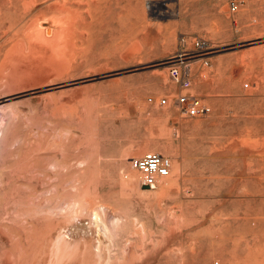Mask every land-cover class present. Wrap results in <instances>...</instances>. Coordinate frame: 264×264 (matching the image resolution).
Masks as SVG:
<instances>
[{
  "label": "rangeland",
  "instance_id": "1",
  "mask_svg": "<svg viewBox=\"0 0 264 264\" xmlns=\"http://www.w3.org/2000/svg\"><path fill=\"white\" fill-rule=\"evenodd\" d=\"M24 1L0 0V264H264V0ZM47 28L64 63L10 78ZM181 36L209 43L202 117L172 101ZM150 151L172 162L153 188Z\"/></svg>",
  "mask_w": 264,
  "mask_h": 264
},
{
  "label": "bare ground",
  "instance_id": "2",
  "mask_svg": "<svg viewBox=\"0 0 264 264\" xmlns=\"http://www.w3.org/2000/svg\"><path fill=\"white\" fill-rule=\"evenodd\" d=\"M30 1H32V3L34 2V0H30ZM64 1H66V0H63V4H59L58 5L60 7L59 10H61L63 12L70 13V14L74 13V11L70 9V7L65 6ZM23 2H25V1L23 0ZM231 2H232V0H230L229 6H230ZM25 3H23V4H25ZM29 3L31 4V2H29ZM55 3H56V1L54 2V5L58 4V3H56V4ZM235 3H236V1H235ZM23 6H25V5H23ZM148 6H149V9L153 10L156 15H170V14L174 15V9L172 8V5L168 4L166 2L153 1V2H149ZM230 8H231V6H230ZM75 19H77V15L76 14L74 16L68 15V17H67L68 24L72 25L71 22L75 21ZM47 29H46V31L45 30L42 31V30L36 29L35 31L32 30V31L28 32L29 44L31 45L30 47H31L32 53L30 55L26 56L22 51H20L21 49L20 50L18 49V51L16 53V58L18 60L17 61L18 63L11 65L12 62H10V61L7 62V65L11 66L10 78L11 77L13 78L14 75L16 76V75L20 74L22 71H25V73H27V77L35 76L38 73V71H35V73L32 74V73H29L26 68H27V66H31V65H35L37 67L38 64H40L42 59H44V58H47L50 61V63H47L50 66L54 65L55 63L56 64H63L64 63L65 57H59V56H62L59 53L60 52V39H59V32L60 31L56 30V32H53L51 29H48V30ZM70 30H72V29H70ZM71 33L72 32H70V35H71ZM197 40H201V41L204 42L205 46L202 49H198L195 46V42ZM177 44H178L177 45L178 47H176L177 49L167 57V61H166V63H167V73H168L169 80L176 87V96H177V94L179 92H183V93L186 92V93L191 94V95H193L195 97H198L197 95H195L191 91V87H192V66L196 62H199L203 66L204 65H208L209 56H208L207 50L209 49V43H208L207 40H205V39H203L201 37H197V38H193L191 40V46L189 47L188 46V40L186 39V37L181 36L179 38ZM57 47H58V50H55L54 48H57ZM43 51H45V52H43ZM181 53L191 54L190 55L191 58L187 60L188 64H189V81H190L189 87L187 89H184L180 85L179 82H177L174 79H172L170 74H169V68H170V65H171L170 58L174 54H181ZM175 97L172 98V101H173L174 105L178 108V106L174 102ZM163 98H165L167 100V103L164 104V105H168L169 102H170L171 97L170 98L163 97ZM198 98H200V97H198ZM200 100L202 102H205L202 98H200ZM205 103H207V102H205ZM159 104H160V101H159ZM160 105H162V104H160ZM164 105H162V106H164ZM183 115L186 116V117H202V115H199V116H188L186 114H183ZM0 129H2V128H0ZM0 137H2V136H0ZM159 154H161V153H159ZM161 155H163V154H161ZM163 156H165V155H163ZM165 157H167L170 160V169H171V163H172L171 159L168 156H165ZM133 158H136V157H133ZM131 165H132V163H131ZM132 167H134V166L132 165ZM134 168H136V167H134ZM170 169H169V172H170ZM159 176H161V175L157 176V178L155 180L156 183H157V179H158ZM163 176H166V175H163ZM141 178H142V173H141ZM30 201H31L32 207H30L29 209H31V208L32 209H35V208L37 209L39 207L41 208V207H44V206H49V204H50V203H48L47 200H43V199L36 198V197L35 198L32 197L30 199ZM29 211H25V212H29Z\"/></svg>",
  "mask_w": 264,
  "mask_h": 264
},
{
  "label": "built area",
  "instance_id": "3",
  "mask_svg": "<svg viewBox=\"0 0 264 264\" xmlns=\"http://www.w3.org/2000/svg\"><path fill=\"white\" fill-rule=\"evenodd\" d=\"M230 6L232 11H235L238 8L235 0H232ZM195 46L198 49H202L205 44L203 41L197 40ZM190 55L191 54L188 53L174 54L170 58L171 65L169 68V74L171 78L179 82L184 89H187L190 84L189 64L187 61L191 58ZM152 100L153 98L150 97L149 101ZM174 102L181 113L188 116H204L211 110L209 104L202 102L200 98L186 92H179L175 97ZM166 103L167 100L165 98L160 100V104L164 105ZM131 163L142 173V183L150 188H153L156 185L155 180L158 175H167L170 169V160L154 151L146 152L140 157L132 158Z\"/></svg>",
  "mask_w": 264,
  "mask_h": 264
}]
</instances>
